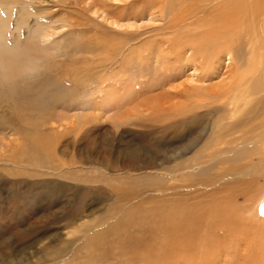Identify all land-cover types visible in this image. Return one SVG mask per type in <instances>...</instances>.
<instances>
[{
    "label": "rangeland",
    "instance_id": "obj_1",
    "mask_svg": "<svg viewBox=\"0 0 264 264\" xmlns=\"http://www.w3.org/2000/svg\"><path fill=\"white\" fill-rule=\"evenodd\" d=\"M170 1L173 10H181L182 0ZM151 2L0 0V32L3 30L4 41L9 43L7 51L13 47L24 54L21 59L28 66L21 69L15 84L5 78L0 62V100L9 101L0 108V264L127 262L129 250L117 249L116 238L100 248H89L85 237L76 243L65 242L66 233L82 214L95 228L100 222L98 229L112 224L120 210L114 197L116 187L154 188L162 168L195 158L200 163L194 164L195 181L208 180L210 185L193 187L198 194L192 198L193 204H208L210 213H217L219 222L229 228L222 237L213 233L208 248L199 238L203 246L195 249V261L264 264V203L255 206L264 187L260 159H264V126L257 128L253 138L222 142L219 158L212 156L208 161L202 156L216 152L205 148L212 145L217 120L224 113L212 110L205 116L207 108L183 106L190 104L186 96L192 92L188 89L192 84L207 88L209 95L225 90L232 80L256 74L253 83L263 90L264 37L253 66L246 62L250 54L244 55L245 65H241L223 52L216 55L218 61L216 56L212 60L217 72L211 80L191 83L200 71L195 72L188 58L191 51L179 43V36L184 40L185 34L168 30L170 18L165 12L152 17ZM126 17L137 22L131 30L112 25ZM126 31L134 38L123 35ZM235 36L232 40L237 49L243 38ZM5 48L0 45V54L6 53ZM241 49L246 52L245 47ZM25 51H30L29 56ZM31 82H38L29 93L35 97L32 107L16 96L17 90ZM196 92L200 96H194L192 102L215 100L203 96L202 90ZM252 96H260L256 104L264 98L262 92ZM13 105L16 108L11 109ZM245 107L241 106L238 120L247 117L251 108L242 110ZM194 111L200 114V124L192 132L188 122L197 115ZM262 111L264 114V106ZM229 118L233 120L232 115ZM181 119L188 122L165 130L164 125ZM260 121L252 122L257 125ZM176 148L182 150L178 159L170 156L167 163H161L165 150ZM31 157L42 161L41 167L39 162H30ZM148 199L144 215L158 206V201ZM132 210L136 214L137 209Z\"/></svg>",
    "mask_w": 264,
    "mask_h": 264
},
{
    "label": "bare ground",
    "instance_id": "obj_2",
    "mask_svg": "<svg viewBox=\"0 0 264 264\" xmlns=\"http://www.w3.org/2000/svg\"><path fill=\"white\" fill-rule=\"evenodd\" d=\"M124 1L127 0H122V2ZM151 1L152 10L150 14L152 17L157 16V14L159 17L164 16L165 12L170 18L167 21L168 30L182 35L185 34V36H183L184 40H182V36H179L181 39L179 43H183L187 51H191L188 58L193 62L195 72L200 71L199 74H194L196 75V79L192 77L189 80L191 83L196 81H204V83H207L206 81L211 80L217 72L215 68L217 64H215L214 67L212 65L214 62L213 59L217 57L218 61L220 58L216 55L223 52H226V54L230 56L229 59H238L241 65H245L243 62L244 55L250 54L249 57H246V62L250 67L254 65L253 59L256 60L258 48L260 47L259 49H262L258 44L262 43L264 37V0H182L180 3L182 7L181 10H178L179 8L173 10L172 6H170V0ZM187 1L189 5H186ZM136 18L137 17H135V19ZM131 19L133 18L126 17L125 20L120 18L112 22V25H116L119 28L124 27V29L130 28L131 30L137 23H133ZM153 20L155 19L153 18ZM2 32L3 30L0 32V45L3 44V48L6 47V53L0 54L3 55L0 57L1 67L5 70V78L7 80L13 79L12 82L16 84L15 78L20 76L23 67L27 69L28 66L21 59V57H24V54H18L15 48L12 49L13 47H10V50L7 51V45L9 43L6 40L4 41L6 38H4ZM123 35L134 38V35L130 31H126ZM233 36L238 39L243 38L241 47H245L246 52H242L239 46L237 49L234 48ZM117 45H115L116 48L119 47ZM28 52L25 51V54H27L25 56H29ZM7 55L8 57L6 58ZM3 57L5 58L3 59ZM247 63L246 65H248ZM241 65H239V67ZM257 68H259V66ZM260 68L262 67L260 66ZM241 71L243 72L244 70ZM254 76L249 75L243 77V79L239 77L236 80L230 81L227 85L224 84L226 86L225 90L223 89L221 92L218 90V93L214 92L209 95H207L209 90L203 86L192 84L188 87L192 92L189 96H186V103L190 104H183V106L189 108L191 105V107L193 106L192 109L201 108V110L202 108H207L203 111L205 116L212 112V110H219L221 113H224V116L217 120L216 135L211 136V140L213 141L212 145L205 148L214 149L216 152L214 155L208 152L204 153V156H202L208 158V161H212L223 152L220 151L219 147L222 142L229 141L231 138L233 141L253 138L257 135V128L264 126V114L262 111L264 98H261L256 104L255 100L260 96H252L253 94L259 95L261 92L264 94V71H262V79H260L263 80L260 82L263 86V90L253 83L256 79H254ZM38 82L28 83V86L26 85L27 83L23 85L21 89L16 91V96L20 95V97L17 96V99L27 100L25 102H28L30 107H32L31 105L34 106L35 97L31 96L29 93L31 91L33 92V88ZM197 89L203 91V96H210V98H214L215 100L204 104L199 103V101L192 102L194 96H200L198 92H196ZM43 90V87H39L40 93L43 92ZM168 93L170 95L175 94L174 92ZM17 99L15 100L16 102H18ZM7 101L8 99H1L0 108H2L1 106H4V102ZM251 102L255 103V105ZM16 104L17 103H15V105ZM24 104L26 105V103ZM15 105H13L11 109L13 107L16 108ZM242 105L244 107H250L251 109L246 118L238 120L239 117L237 115H239ZM247 107L242 110H246ZM195 112L196 111H194V113ZM231 115L233 120L235 118V121L229 118ZM228 118L232 121L227 120ZM254 119H261V121L259 124L255 125V123L252 122ZM186 122H188L186 119H181L180 121L176 120L175 122H169L167 125H164V128L165 130H169L171 127L178 128L180 125H185ZM199 124L200 114L197 113L196 116L192 115L188 122L189 131L194 132ZM261 134L264 135V129ZM180 153H182V150H178L177 148L172 151L165 150L161 163H167L170 156L176 159ZM212 156L215 157L212 159ZM260 159L264 164V159ZM31 161L35 165L38 162L37 165L42 164V161L39 159L38 161L37 159L34 161L33 157L30 158V162ZM194 164H200L198 159L195 158L189 161L183 160L177 164L175 163L171 168H162L163 172L160 171L157 177L159 179V185L155 184L154 188H150L149 185L128 190L116 187V189H114L116 192L114 197L120 204L118 207L120 210L119 213L114 216V220L112 219L113 223L102 229H98L103 222L97 223L96 226L98 227L95 228V226L89 225L87 216L82 214L79 217V222L66 233L67 238L65 242L76 243L79 239L85 237L88 239L89 243L87 245H90L89 248H100V246L105 244L108 245L110 239L116 238L114 244H120V246H116V248H121L122 250L128 249L130 253L128 261L123 263L117 260L118 263L120 262L119 264H179L181 262L186 264H198V261H195V249L202 248L203 245L201 241L207 246L208 239L213 233H221L220 235L222 237V233H225L227 224L223 223L224 221L222 223L219 222L217 213H210V209L207 206L208 204L204 207L193 204L194 200H192V198L198 196V194H195L196 188L193 189V187L197 185L199 187L210 185L208 180H201V182L200 180L195 181ZM97 169L99 170V168H96L95 171H97ZM226 176H228V174ZM93 181H97V179L95 178ZM181 181H184V183H181ZM263 189L261 190L262 194L260 193L261 196H258L259 198L256 201L257 204L255 203L257 207L260 205L259 202L261 204L264 203ZM182 195H188L189 197H182ZM146 198H149L148 201L150 202L158 201V206L152 207L150 213L144 215V207L147 206L146 204L148 203H146ZM125 200L127 201L125 202ZM129 208L131 209L129 210ZM132 209H137V212H135L136 214H133ZM227 229L226 232L229 231ZM197 239L199 240L197 241ZM116 248L113 247L112 250L116 251Z\"/></svg>",
    "mask_w": 264,
    "mask_h": 264
}]
</instances>
